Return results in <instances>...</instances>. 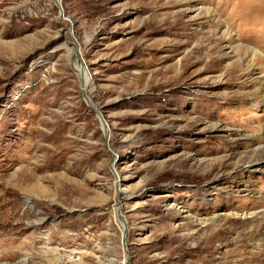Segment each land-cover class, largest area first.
<instances>
[{
  "label": "rangeland",
  "instance_id": "1",
  "mask_svg": "<svg viewBox=\"0 0 264 264\" xmlns=\"http://www.w3.org/2000/svg\"><path fill=\"white\" fill-rule=\"evenodd\" d=\"M125 257L264 264V0H0V264Z\"/></svg>",
  "mask_w": 264,
  "mask_h": 264
},
{
  "label": "bare ground",
  "instance_id": "2",
  "mask_svg": "<svg viewBox=\"0 0 264 264\" xmlns=\"http://www.w3.org/2000/svg\"><path fill=\"white\" fill-rule=\"evenodd\" d=\"M77 67L79 68L80 72L83 74L84 73L85 66L84 67H81L80 65H78ZM85 73H86L85 74V77H86L87 83H86V86L84 87V91L86 92L90 88L91 76L89 75V71L88 70L85 71ZM105 132H106V134H110V129H109L108 126H106ZM122 261L123 262L121 264H130L129 261H127L126 257Z\"/></svg>",
  "mask_w": 264,
  "mask_h": 264
}]
</instances>
